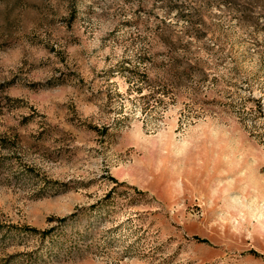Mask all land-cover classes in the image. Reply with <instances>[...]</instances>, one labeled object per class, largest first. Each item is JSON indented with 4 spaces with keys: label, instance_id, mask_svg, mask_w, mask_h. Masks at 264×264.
<instances>
[{
    "label": "rangeland",
    "instance_id": "1",
    "mask_svg": "<svg viewBox=\"0 0 264 264\" xmlns=\"http://www.w3.org/2000/svg\"><path fill=\"white\" fill-rule=\"evenodd\" d=\"M0 83V264H264V0H0Z\"/></svg>",
    "mask_w": 264,
    "mask_h": 264
},
{
    "label": "trees",
    "instance_id": "2",
    "mask_svg": "<svg viewBox=\"0 0 264 264\" xmlns=\"http://www.w3.org/2000/svg\"><path fill=\"white\" fill-rule=\"evenodd\" d=\"M145 60L146 58H144V62ZM127 69H128V72L130 73L129 74L130 81L136 84V92L140 95L139 97L141 99L149 100L155 97L157 93H162V94L166 93L163 87L162 89L158 88L159 91H156L155 87H157L158 80L152 78L146 70L141 71L139 67H136V66L132 68H127ZM6 86L7 85L0 83V93L5 91ZM4 98L6 101H9V102L12 101V98H10L9 96H5ZM2 100H3V97L0 96V121H1V116L3 114V107L5 106L2 104ZM10 146H11V142L5 138H2V136H0V149H8ZM135 190L137 189L135 188ZM137 192L141 195L142 194L144 195V192H140V191H137ZM112 195L113 194H108L107 196L112 197ZM99 206H103V205H99ZM50 221H56L59 224L52 226L45 230H39L37 228L30 227V226H24L22 230L25 232H29V233H39L42 240H46L47 238H53L55 235H57V233H59V230L65 224V218H61V219L53 218Z\"/></svg>",
    "mask_w": 264,
    "mask_h": 264
}]
</instances>
